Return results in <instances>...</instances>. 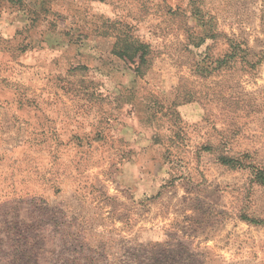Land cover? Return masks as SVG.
Instances as JSON below:
<instances>
[{"label": "rangeland", "instance_id": "1", "mask_svg": "<svg viewBox=\"0 0 264 264\" xmlns=\"http://www.w3.org/2000/svg\"><path fill=\"white\" fill-rule=\"evenodd\" d=\"M0 264H264V0H0Z\"/></svg>", "mask_w": 264, "mask_h": 264}, {"label": "trees", "instance_id": "2", "mask_svg": "<svg viewBox=\"0 0 264 264\" xmlns=\"http://www.w3.org/2000/svg\"><path fill=\"white\" fill-rule=\"evenodd\" d=\"M135 43L133 44L136 46V49L134 53L128 52V50H121L118 47L115 46L114 49V54L117 56L123 58V59H128L131 61H134L136 63L135 71L137 72L138 75H142L141 67L146 63L145 57H146V48L144 44L140 43L138 40H135Z\"/></svg>", "mask_w": 264, "mask_h": 264}, {"label": "crops", "instance_id": "3", "mask_svg": "<svg viewBox=\"0 0 264 264\" xmlns=\"http://www.w3.org/2000/svg\"><path fill=\"white\" fill-rule=\"evenodd\" d=\"M130 79H132V77H130V76H128V75H125V76L119 78V81H120V82H118L117 84H120V83H122V82H124V83L129 82ZM117 80H118V79H117Z\"/></svg>", "mask_w": 264, "mask_h": 264}]
</instances>
